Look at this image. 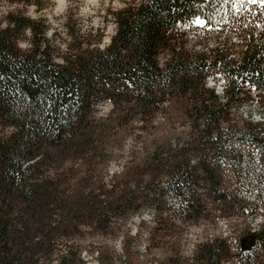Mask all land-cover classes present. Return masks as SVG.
Listing matches in <instances>:
<instances>
[{"label": "trees", "instance_id": "trees-1", "mask_svg": "<svg viewBox=\"0 0 264 264\" xmlns=\"http://www.w3.org/2000/svg\"><path fill=\"white\" fill-rule=\"evenodd\" d=\"M3 1L37 9L48 2ZM243 1L256 9L232 0H140L110 12L115 30L105 46L73 38L65 51L43 19L19 10L0 16V123L10 128L0 134V264H85L82 227L107 234L150 207L158 224L145 253L156 231L175 227L173 217L188 224L213 210L229 216L232 207L264 204V121L232 117L234 107L264 106V3ZM195 17L216 29L235 25L238 41L187 48L180 24ZM216 72L226 81L221 94L207 81ZM171 101L184 108L188 129L148 139ZM106 102L110 112L99 115ZM131 127L146 149L105 179L106 142ZM138 233H124L123 259L106 240L88 246L97 264H144L132 243ZM247 233L253 246H237L239 262L264 264V223ZM230 253L226 238L214 237L188 259L168 254L161 262L221 264Z\"/></svg>", "mask_w": 264, "mask_h": 264}, {"label": "rangeland", "instance_id": "rangeland-1", "mask_svg": "<svg viewBox=\"0 0 264 264\" xmlns=\"http://www.w3.org/2000/svg\"><path fill=\"white\" fill-rule=\"evenodd\" d=\"M47 4L37 9L33 5H24L20 3L0 2V16L5 14L9 10H19L20 12L29 15L33 18H41L48 25V36L56 46L57 50L65 51L68 43L73 38H84L90 43H97L99 46H105L111 35L115 30V23L112 20L110 12L127 6L128 4L137 3L140 0H47ZM235 7L237 9H256L254 6H246L247 1L235 0ZM256 4L264 3L262 0H256ZM250 12V11H249ZM250 14H247L249 16ZM181 29L186 31V43L187 48L195 46L199 49L203 46H214L217 42L223 41L225 36H228L231 41H238L236 38L237 28L233 25L228 28L227 25H220L219 27L207 28L201 27L198 24L190 23L181 26ZM204 31L206 35H204ZM185 37V36H184ZM183 37V38H184ZM22 44H25L24 42ZM212 77V76H211ZM209 77L208 84L215 87V92L221 94V88L223 80L221 76L214 78ZM210 81V82H209ZM258 101L257 98L254 99ZM259 103V102H257ZM257 103H248L232 109V117L235 120L238 119H250L253 122L264 121V106L260 108ZM260 104V103H259ZM110 104L104 103L98 108V114L106 116L110 112ZM153 134L148 139H162L165 135V130L175 128V131H186L189 127L188 117L185 114L183 107L178 103L171 101L163 110L158 111L153 120ZM132 128V127H131ZM10 131L9 127L3 126L0 123V134H7ZM136 128H132L131 133L121 134L117 137H111L106 142V149L109 151L110 156L101 159L99 168L101 174L105 179H109L112 174L119 173L123 165L130 157H133L139 153L143 154L146 149L147 142H144L142 138H135ZM148 137V136H147ZM149 143V141H148ZM108 155V153H106ZM138 155V154H137ZM229 170H226L225 177L226 182L231 177ZM228 191L233 192V187L227 186ZM207 202L210 199L205 198ZM264 202V199H263ZM210 204V202H209ZM255 208H262V214H264V204L251 203ZM211 206V205H210ZM251 206V205H250ZM233 207L227 212L231 218L221 216L218 210H213L200 216L188 224H183L177 217H173V220L177 223L175 227L167 225L165 229L158 230L150 238L151 246L147 253H145L144 245L149 240V230H152L157 224V209L150 207L144 209L141 212L133 213L131 215L123 216L122 220H126L125 223L120 224L118 229L111 231L110 233H102L91 227H82V235H78L82 243V250L80 253L81 258L85 264H97V258L95 253L90 251L88 241L106 240L112 247L117 257L123 254L122 251V239L124 233L127 231L133 234L137 229L139 230L138 237L133 241L134 245L139 248L141 258L144 260V264H162V260L168 254L178 256L179 258L188 259L191 257V253L197 247L198 243L209 240L219 234L227 235L230 241V256L228 259H224L221 264H242L239 262L235 251L237 246L240 245L238 239L239 235L243 232L241 229L242 224L249 222L251 225L258 224L261 219L257 216L243 215L240 211H236ZM166 214V213H164ZM228 218V220H227ZM223 220L227 225V234H225V228L220 222ZM124 222V221H123ZM213 222V223H212ZM226 223V224H227ZM239 237V238H238ZM232 241V242H231ZM175 244V247L172 245ZM261 253V259L264 261V247L259 249ZM124 256H121L123 259ZM120 258V257H119ZM122 263L120 259H117Z\"/></svg>", "mask_w": 264, "mask_h": 264}, {"label": "built area", "instance_id": "built-area-1", "mask_svg": "<svg viewBox=\"0 0 264 264\" xmlns=\"http://www.w3.org/2000/svg\"><path fill=\"white\" fill-rule=\"evenodd\" d=\"M197 18H199V17H197ZM201 19H203V18H201ZM204 20V19H203ZM192 22V21H191ZM183 26V25H182ZM204 27H207V26H204ZM204 33H205V31H204ZM221 76V78H222V80H223V83L224 84H226V81H225V79H224V77H223V75L221 74V73H219V72H216V73H214L213 74V76H215V77H217V76ZM247 148H249V149H252L253 147L252 146H250V145H248V146H246ZM193 161H194V159H193ZM226 170V168L224 169V171ZM231 173V172H230ZM232 174V173H231ZM233 175H231V177H232ZM225 185H227V186H230V187H234V185L231 183V182H226V181H224L223 182ZM228 196V198L230 197V195H227ZM243 209V211H241V210H239L240 211V213L241 214H243V215H250V216H259L261 219L257 222L258 224H254V225H251L249 222H245L244 221V223L242 224V227H241V229H243L242 231L243 232H248L249 230L250 231H255V230H257V229H259V228H261V226H262V223H264V214H262V211H261V209H255L254 210V208L253 207H251V206H245V207H243L242 208ZM236 211H238V210H236ZM224 217V216H223ZM225 217H228V216H225ZM229 218H231V216H229ZM227 220H228V218H227ZM220 222L222 223V225H223V227L222 228H225V231H226V229H227V225H228V223L226 224V223H224V221L223 220H220ZM213 223V222H212ZM243 232H241V233H243ZM225 234H227V231L225 232ZM214 237H221V238H226V239H228L227 237V235H222V234H219L218 236H214ZM213 237V238H214ZM210 239H212V238H210ZM192 254V253H191Z\"/></svg>", "mask_w": 264, "mask_h": 264}, {"label": "water", "instance_id": "water-1", "mask_svg": "<svg viewBox=\"0 0 264 264\" xmlns=\"http://www.w3.org/2000/svg\"><path fill=\"white\" fill-rule=\"evenodd\" d=\"M241 248L242 249H249L253 245V237L250 235H245L241 238Z\"/></svg>", "mask_w": 264, "mask_h": 264}, {"label": "snow or ice", "instance_id": "snow-or-ice-1", "mask_svg": "<svg viewBox=\"0 0 264 264\" xmlns=\"http://www.w3.org/2000/svg\"><path fill=\"white\" fill-rule=\"evenodd\" d=\"M224 2H225V3H228L229 0H224ZM232 2H235V0H232ZM252 2L255 3L256 0H252ZM262 2H264V0H262ZM195 23L198 24V25L201 26V27H204V26H206V24L210 23V21H206V20H202V19H199V18H198V19L195 21Z\"/></svg>", "mask_w": 264, "mask_h": 264}, {"label": "bare ground", "instance_id": "bare-ground-1", "mask_svg": "<svg viewBox=\"0 0 264 264\" xmlns=\"http://www.w3.org/2000/svg\"><path fill=\"white\" fill-rule=\"evenodd\" d=\"M197 19H198V18H197ZM197 19L194 20V23H195V21H196ZM199 19H201V18H199ZM202 20H203V19H202ZM187 23H191L190 20L187 21ZM183 25H185V23H184ZM211 78H212V77H211ZM209 82H210V81H209ZM224 86H225V85H223L222 88H221V93H222V91H223Z\"/></svg>", "mask_w": 264, "mask_h": 264}, {"label": "flooded vegetation", "instance_id": "flooded-vegetation-1", "mask_svg": "<svg viewBox=\"0 0 264 264\" xmlns=\"http://www.w3.org/2000/svg\"><path fill=\"white\" fill-rule=\"evenodd\" d=\"M247 235H250V234L247 233ZM240 241H241V240H240ZM240 243H241V242H240ZM252 246H253V245H252ZM251 248H252V247H251Z\"/></svg>", "mask_w": 264, "mask_h": 264}]
</instances>
